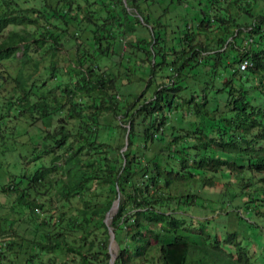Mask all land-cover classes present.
<instances>
[{"label":"trees","instance_id":"16d2710c","mask_svg":"<svg viewBox=\"0 0 264 264\" xmlns=\"http://www.w3.org/2000/svg\"><path fill=\"white\" fill-rule=\"evenodd\" d=\"M2 167L0 264H264V0H0Z\"/></svg>","mask_w":264,"mask_h":264},{"label":"rangeland","instance_id":"374dc122","mask_svg":"<svg viewBox=\"0 0 264 264\" xmlns=\"http://www.w3.org/2000/svg\"><path fill=\"white\" fill-rule=\"evenodd\" d=\"M72 46H70L69 48H71ZM70 50H74V49H70ZM69 50H67L66 53H68ZM69 56V53L68 55H66V57ZM127 81L125 80V83ZM134 89L138 92V93H141V91L143 90V87L141 86H134ZM143 93V92H142ZM141 93V94H142ZM150 95V93L148 94ZM14 123H11L10 125L12 126ZM20 126V129H24L28 123L22 121V122H19L18 124ZM8 161H10V163H13V159H11V157L9 158V160L7 161H4V165H6V163H8ZM9 171L11 172H15L16 169L13 167V166H8L7 167ZM5 170L4 168H0V182H4L6 180V178H8V173L7 175L4 174ZM225 189L224 186H222V184H218L215 188H205V192L212 198L215 197V193L217 192H220V191H223ZM105 193V191H104ZM15 196L14 195H11L9 193H5V192H1L0 191V216L2 217H8V218H16V219H20V216H22L21 214H18L17 210L15 208L12 207V204H13V201H14V198ZM211 199V198H210ZM191 213H193L194 215H204V214H207V211H204L200 208H196L194 209L193 211H190ZM209 214H211L209 211H208ZM44 215V214H42ZM107 216V215H106ZM232 221V218L229 216L227 217L226 219H221L219 221V223H223L224 225L226 224H229L230 222ZM17 227V225H15ZM258 244L257 242L254 243V250L258 253L259 252V249H258ZM115 251V250H114ZM113 252V251H112ZM117 253H119V249H117ZM112 258V257H111ZM264 259V257H263Z\"/></svg>","mask_w":264,"mask_h":264},{"label":"water","instance_id":"95a60500","mask_svg":"<svg viewBox=\"0 0 264 264\" xmlns=\"http://www.w3.org/2000/svg\"><path fill=\"white\" fill-rule=\"evenodd\" d=\"M118 205H119V200H116L114 205L112 206L111 210L115 207V213H116L117 210H118ZM110 211L108 212V214H107V216H106L104 221H105V223H106V225L108 226V229H109L110 251H111V254H112V258H111L110 264H113V262L115 261L116 257L118 256L117 249H119V244L116 241L114 227L112 226V220H113V216H114L115 213L109 218L108 215H109Z\"/></svg>","mask_w":264,"mask_h":264},{"label":"built area","instance_id":"2783aa9c","mask_svg":"<svg viewBox=\"0 0 264 264\" xmlns=\"http://www.w3.org/2000/svg\"><path fill=\"white\" fill-rule=\"evenodd\" d=\"M247 65H249V62L248 61H245L243 64H242V68L245 69L247 67Z\"/></svg>","mask_w":264,"mask_h":264},{"label":"bare ground","instance_id":"6f19581e","mask_svg":"<svg viewBox=\"0 0 264 264\" xmlns=\"http://www.w3.org/2000/svg\"><path fill=\"white\" fill-rule=\"evenodd\" d=\"M115 213V207L110 211V213H109V218L113 215Z\"/></svg>","mask_w":264,"mask_h":264}]
</instances>
